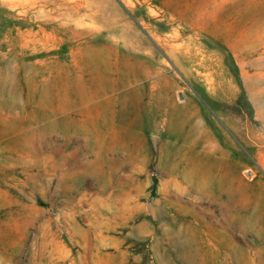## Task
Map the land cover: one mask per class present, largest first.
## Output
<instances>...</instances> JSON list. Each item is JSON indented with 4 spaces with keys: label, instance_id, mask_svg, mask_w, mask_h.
<instances>
[{
    "label": "rangeland",
    "instance_id": "rangeland-1",
    "mask_svg": "<svg viewBox=\"0 0 264 264\" xmlns=\"http://www.w3.org/2000/svg\"><path fill=\"white\" fill-rule=\"evenodd\" d=\"M0 264H264V0H0Z\"/></svg>",
    "mask_w": 264,
    "mask_h": 264
},
{
    "label": "bare ground",
    "instance_id": "bare-ground-1",
    "mask_svg": "<svg viewBox=\"0 0 264 264\" xmlns=\"http://www.w3.org/2000/svg\"><path fill=\"white\" fill-rule=\"evenodd\" d=\"M257 75H258V76H262V74H260V73H257L256 76H257ZM247 79H248V78H247ZM253 83H254L253 86H254L255 88H257V87H258V83H257V81H256V82H253ZM258 89H259V88H258ZM260 92H261L260 90H258V92L256 91V93L253 92V93H252L253 97L257 98V96H259Z\"/></svg>",
    "mask_w": 264,
    "mask_h": 264
}]
</instances>
